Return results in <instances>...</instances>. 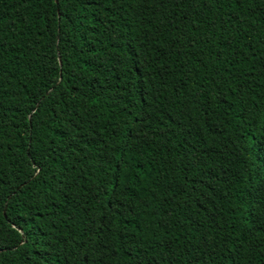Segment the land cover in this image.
Wrapping results in <instances>:
<instances>
[{
	"label": "trees",
	"instance_id": "trees-1",
	"mask_svg": "<svg viewBox=\"0 0 264 264\" xmlns=\"http://www.w3.org/2000/svg\"><path fill=\"white\" fill-rule=\"evenodd\" d=\"M0 264H264V0H0Z\"/></svg>",
	"mask_w": 264,
	"mask_h": 264
},
{
	"label": "water",
	"instance_id": "water-1",
	"mask_svg": "<svg viewBox=\"0 0 264 264\" xmlns=\"http://www.w3.org/2000/svg\"><path fill=\"white\" fill-rule=\"evenodd\" d=\"M56 1H58V0H56ZM59 60H60V63H62V59H61V57H59Z\"/></svg>",
	"mask_w": 264,
	"mask_h": 264
}]
</instances>
